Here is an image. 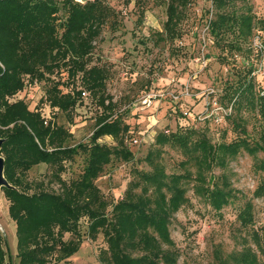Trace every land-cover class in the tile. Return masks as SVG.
<instances>
[{"label": "trees", "instance_id": "obj_1", "mask_svg": "<svg viewBox=\"0 0 264 264\" xmlns=\"http://www.w3.org/2000/svg\"><path fill=\"white\" fill-rule=\"evenodd\" d=\"M211 1L214 17L208 30L214 45L225 54L221 59L227 61V52H249L244 43L255 30L264 32V19L257 18L251 8L242 13L230 10L238 0ZM191 2L165 0L167 21L161 40L182 36L181 24ZM146 3L135 0L142 14ZM120 24V11L107 0H0V138L4 140L0 154L5 158V177L13 187L0 192L16 224L17 264H52L54 256L67 263L82 244L79 228L83 222L89 239L96 241L100 235L104 239L101 264H177L170 226L172 216L188 203L185 184L194 180V192L220 212L233 201L231 183L226 176L216 179L207 174L214 168L224 169L242 150L264 153V145L251 141L245 131L244 137L218 145L194 127L161 131L146 157L152 170L138 171L124 196L115 203L109 201L96 181L115 159L128 162L134 158L129 144L134 146L131 142L137 137L129 123L113 117L109 70L95 61L105 28L113 30ZM252 70L236 71L239 77L227 86L224 98L235 110L246 107L264 119V80L252 77ZM41 83L46 90L31 108L20 94ZM89 96L101 110L95 128L87 143L71 146L74 111ZM55 111L68 116V126L55 120ZM107 136L113 145L100 142ZM166 145L180 150L181 165L194 164L195 173L186 169L167 174L159 161ZM80 151L85 154L83 169L78 178L67 180V163ZM42 164L52 170L48 182L28 181V172ZM258 167L264 171V158ZM49 185L56 189H47ZM254 197L264 199V183ZM238 220L244 227L254 223L251 201L239 211ZM66 234L75 239L65 241ZM255 236L260 237L259 232ZM4 246L0 230V264H7ZM231 260L233 264H259L238 255Z\"/></svg>", "mask_w": 264, "mask_h": 264}, {"label": "rangeland", "instance_id": "obj_2", "mask_svg": "<svg viewBox=\"0 0 264 264\" xmlns=\"http://www.w3.org/2000/svg\"><path fill=\"white\" fill-rule=\"evenodd\" d=\"M107 1L120 11L123 24L113 30L105 28L97 43L95 61L109 70L107 88L115 103L113 117L119 116L129 123L140 141L138 145L129 144L134 153L131 161L115 159L96 181L109 201L115 203L124 196L138 171L152 170L146 157L154 149L155 138L161 131L194 127L214 145L244 137L245 131L251 141L257 140L264 145V119L257 111L246 107L235 110L233 103L224 98L227 86L239 77L236 71L240 68L249 71L251 66L258 70L264 61V56L254 48L257 41L264 46V32L255 30L254 36L244 43L249 52H227L226 61L221 59L225 54L214 45L208 30V22L214 17L211 0H192L181 24L182 36L174 41L160 38L167 21L165 0H143L147 2L143 14L137 9L135 0ZM232 6L230 10L239 13L251 8L257 18L264 19V0H238ZM255 74L254 77L264 80V68ZM250 75L253 77L252 73ZM45 90L43 83L28 87L20 98L33 108ZM150 93L157 98L151 106H144L142 99ZM100 111L90 96L76 108L71 146L89 141ZM54 118L59 124L69 125L68 116L61 111H55ZM100 142L114 144L109 136ZM162 150L159 161L167 174H181L186 169L195 173L194 164L187 168L181 165L184 157L180 150L169 145ZM84 158L85 154L80 151L67 163L64 174L67 180L79 177ZM263 158L261 150L255 155L242 150L224 169L214 168L207 174L208 178L212 175L216 179L226 176L231 183L233 201L220 212L194 192V180L185 184L188 203L172 216L170 226L179 255L177 264H233L231 258L234 255L264 264V199L254 197L256 188L264 183V171L258 167ZM51 171L42 164L29 171L27 179L33 183H47ZM47 187L56 189V186ZM248 201L254 204V223L244 227L238 214ZM8 207L9 202L0 192V230L5 237L6 263L17 264L16 224L9 216ZM255 232H259L260 237H256ZM79 233L80 249L65 264H101L99 254L106 247L102 235L96 241L89 239L85 222ZM74 239L72 234H66L64 238L67 242ZM248 248L252 252L245 254ZM63 263L59 257H53L52 264Z\"/></svg>", "mask_w": 264, "mask_h": 264}, {"label": "built area", "instance_id": "obj_3", "mask_svg": "<svg viewBox=\"0 0 264 264\" xmlns=\"http://www.w3.org/2000/svg\"><path fill=\"white\" fill-rule=\"evenodd\" d=\"M81 1V0H80ZM260 43V42H259ZM260 46V47H259ZM254 48H255V50L258 52V53H260V54H262L263 56H264V46L263 45H261V43H260V45L258 44V41L257 42H255V44H254ZM251 68H253L252 66H251ZM262 68H264V61L262 62V64L258 67V70L257 69H255L254 70V68H253V72H252V74H253V76H255L256 74V72H258V71H260ZM261 95H264V89L261 91ZM156 95L154 94V93H150V94H147V95H145L144 97H143V99H142V104L144 105V106H151L152 105V103H153V101H155L156 100ZM232 110V109H231ZM140 143V141H139V139L138 138H135L132 142H131V144H133V145H138Z\"/></svg>", "mask_w": 264, "mask_h": 264}, {"label": "water", "instance_id": "obj_4", "mask_svg": "<svg viewBox=\"0 0 264 264\" xmlns=\"http://www.w3.org/2000/svg\"><path fill=\"white\" fill-rule=\"evenodd\" d=\"M3 144L4 140L0 138V152ZM3 187L13 188L5 177V158L0 154V189Z\"/></svg>", "mask_w": 264, "mask_h": 264}]
</instances>
